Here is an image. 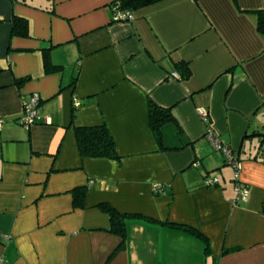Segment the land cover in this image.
<instances>
[{
	"label": "crops",
	"instance_id": "obj_1",
	"mask_svg": "<svg viewBox=\"0 0 264 264\" xmlns=\"http://www.w3.org/2000/svg\"><path fill=\"white\" fill-rule=\"evenodd\" d=\"M112 1L0 0L1 264H264V0H158L129 22H112ZM15 17L26 37L11 35ZM178 62L186 81L172 76ZM33 94L26 129L17 120ZM149 99L172 109L182 134L168 127L164 146L177 150L159 149ZM101 125L118 161L79 154L74 127ZM207 127L237 156L245 202ZM102 203L189 226L209 251L137 219L121 241Z\"/></svg>",
	"mask_w": 264,
	"mask_h": 264
},
{
	"label": "trees",
	"instance_id": "obj_2",
	"mask_svg": "<svg viewBox=\"0 0 264 264\" xmlns=\"http://www.w3.org/2000/svg\"><path fill=\"white\" fill-rule=\"evenodd\" d=\"M158 0H113L111 3L112 14L116 11L118 12H129L134 13L135 11L149 6ZM258 14L257 30L260 34L264 36V12L260 11ZM112 22H116L111 18ZM122 22V21H118ZM28 34V24L27 21L22 18H14L12 21L11 35L18 37H26ZM1 71V69H0ZM53 71V70H52ZM51 71V72H52ZM176 73H178L180 81H186L191 77V71L185 62H178L176 64ZM49 73L50 70H45ZM50 72V73H51ZM17 82V81H16ZM21 81L18 80L17 83ZM41 101L39 102L40 105ZM148 123L160 150H177L178 148H167L164 146V131L168 127H173L176 130L177 136L182 134V129L180 128L178 121L176 120L172 109L161 108L153 103L150 99L148 100ZM75 138L81 157L87 158H104L109 160H119L115 148V142L103 125L101 126H90V127H74ZM264 137V136H263ZM264 144V138L261 142ZM239 184L241 187H247L242 185L239 180H235V186ZM202 186H205L204 184ZM248 188V187H247ZM249 189V188H248ZM87 192L86 187H79L72 191L73 205L77 208H83L84 198ZM250 193V191H249ZM249 196V195H248ZM101 212L109 216L110 222V233L116 235L124 241L126 236V222L128 220L137 219L142 220L150 224H157L161 226H166L170 228L179 229L186 232L195 238L202 241L205 252L209 251V242L205 236L196 231L195 229L182 225L173 223L159 222L154 219L137 215V214H121L116 211L111 205L107 203H102L98 205Z\"/></svg>",
	"mask_w": 264,
	"mask_h": 264
},
{
	"label": "built area",
	"instance_id": "obj_3",
	"mask_svg": "<svg viewBox=\"0 0 264 264\" xmlns=\"http://www.w3.org/2000/svg\"><path fill=\"white\" fill-rule=\"evenodd\" d=\"M112 18L114 21H122V22H129L134 20L133 13L129 12H118L116 11L115 14H112ZM172 76L177 78L178 75L176 72H173ZM41 98L38 94H33L29 101L23 103L22 108V116L17 120L18 124L23 128L29 129L31 126L35 125L37 122V114L39 108V102ZM75 106L78 103H74ZM199 115L203 120V123L207 126L209 125V115L208 112L204 109L199 110ZM2 124V120H0V127ZM207 139L212 143V145L217 148L222 155L224 156V160L228 166H231L232 169L235 171V180H238V173L240 170V162L235 154L231 150H229L226 146L220 144L217 137L214 135L210 127H207L206 130ZM218 180L215 178L214 180L207 181L205 184L207 186H213L216 184ZM157 188H154L156 190ZM235 192L237 193V202L239 201L245 202L249 195V189L247 187H241L239 184L235 186ZM1 264V262H0Z\"/></svg>",
	"mask_w": 264,
	"mask_h": 264
},
{
	"label": "rangeland",
	"instance_id": "obj_4",
	"mask_svg": "<svg viewBox=\"0 0 264 264\" xmlns=\"http://www.w3.org/2000/svg\"><path fill=\"white\" fill-rule=\"evenodd\" d=\"M225 171L229 172V175H231V177H235V171L232 169L231 166H226L225 168H223Z\"/></svg>",
	"mask_w": 264,
	"mask_h": 264
}]
</instances>
